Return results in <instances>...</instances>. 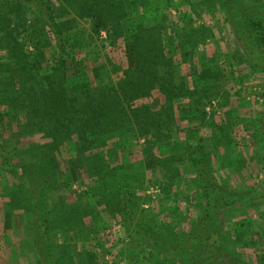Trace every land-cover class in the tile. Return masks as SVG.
I'll list each match as a JSON object with an SVG mask.
<instances>
[{
  "label": "trees",
  "instance_id": "16d2710c",
  "mask_svg": "<svg viewBox=\"0 0 264 264\" xmlns=\"http://www.w3.org/2000/svg\"><path fill=\"white\" fill-rule=\"evenodd\" d=\"M222 1L255 29L264 47V18L233 0ZM38 2L0 0V129L7 127L11 135L4 144L9 153L6 164L21 176L10 190L12 201L20 202L27 190L37 196L30 223L40 235L50 234L56 223L58 197L91 218L86 224L90 231L96 221L99 229L109 223L127 230L134 225L131 237L152 240L154 251L168 252L160 248L167 233L158 230L166 222L144 207L152 197L147 193L148 170L165 165L172 176L160 191L178 199L181 185L171 180L181 179L189 158L198 176L194 183L202 214L178 243L166 244V249L172 247L167 262L218 264L227 253L216 227L218 213L238 199L236 192L224 195L228 187L205 175L211 171L208 148L223 138L215 110H208L219 72L214 66L202 71L193 66L189 86L174 63L178 54L186 57L181 43H175L177 37L165 44L156 31H149L164 24L147 27L134 16L131 22L128 7L119 0H83L80 17L49 1ZM85 16L92 20L88 33L81 27ZM103 31L114 47L123 40L127 67L106 53V62L96 64L104 55L97 49ZM250 65L262 66L257 59ZM180 119L187 124H180ZM36 134L45 141L19 147L22 136ZM136 149L140 158L134 156ZM68 193L75 194L72 202L66 199ZM49 254L60 264L52 246ZM155 261L166 263L164 257Z\"/></svg>",
  "mask_w": 264,
  "mask_h": 264
},
{
  "label": "rangeland",
  "instance_id": "374dc122",
  "mask_svg": "<svg viewBox=\"0 0 264 264\" xmlns=\"http://www.w3.org/2000/svg\"><path fill=\"white\" fill-rule=\"evenodd\" d=\"M38 1H49L58 10L80 17L78 13L81 14L83 0ZM119 1L128 7L131 22L134 16L135 21L142 20L147 27L164 24L149 31H156L165 44L172 43L171 36L177 37L175 43H181L186 57L178 54L174 63L177 73L186 77L189 86L195 72L193 66L201 71L205 66H214L219 72L208 110H215L217 131L220 130L219 135L223 138L208 148L209 158L212 157L211 171L207 170L205 175L214 176L228 187L229 191L224 195L236 192L238 199L233 206L218 213L216 227L227 251L218 264H264V47L255 29L236 12L228 11L222 0ZM233 1L247 12L264 18V0ZM80 21L88 33L92 27L91 18L85 16ZM106 37V32H101L97 49H102L104 55L95 60L96 64L106 62V53L127 67L129 60L123 40L114 47L105 40ZM190 50L192 52L188 53ZM47 55L48 58L51 56L50 51ZM256 59L262 66L254 68L250 65ZM121 75L122 72L114 78ZM155 95L159 96L158 93ZM179 122L187 124L186 120ZM0 131V153L4 155L3 158L0 155V264H56L50 257V246L60 264H158L155 259L162 257L165 264H170L167 260L172 259V247L166 249V244L178 243L200 220L202 208L194 183L198 176L188 158L182 167L181 179L171 180L181 185L178 199L172 193L165 195L160 191L172 176L165 165L158 167L155 164L148 170L150 186L147 193L152 197L144 207L154 209L166 222L165 228L158 230L167 233L166 244L160 248L168 252L154 251L157 245H152V240L142 238L139 241L131 237L134 225L127 230L119 223H109L99 229L100 222L96 221L90 231L87 225L92 222L91 218L83 216L79 210H71L58 197L54 213L56 223L50 234L40 235L41 231L30 223L31 213L37 208L32 200L37 196L27 190L20 202L14 203L11 199L10 190L21 176L17 175L16 168L6 164L9 153L5 139L11 140L10 130L4 127ZM203 131L206 133L209 129ZM44 141L41 134L22 136L19 147ZM135 151V158H140L138 149ZM66 199L72 202L75 194L68 193ZM103 215L111 220L106 212ZM80 217L81 221H77Z\"/></svg>",
  "mask_w": 264,
  "mask_h": 264
}]
</instances>
